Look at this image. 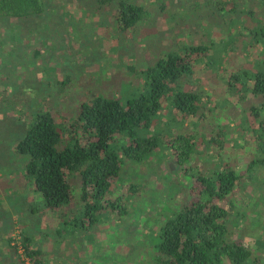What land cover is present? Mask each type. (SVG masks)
<instances>
[{"label":"trees","instance_id":"1","mask_svg":"<svg viewBox=\"0 0 264 264\" xmlns=\"http://www.w3.org/2000/svg\"><path fill=\"white\" fill-rule=\"evenodd\" d=\"M164 1L79 0L77 4L94 11L113 5L117 9L114 27L135 33L143 32L144 25L150 24L148 19L155 13L167 16L163 22H156L169 23L168 27L159 29L161 32L154 33L159 36V59L153 55L146 60L149 65L143 74L139 73L142 82L137 83L139 87H131L123 96H120L121 89L113 97L90 95L77 104L76 117L69 114L71 106L60 99L48 107L52 111L24 112L23 109L18 111L16 106L12 108L17 105L15 100L13 104L6 101L5 95L11 97L12 90L7 89L6 94H2L0 114L7 113L9 120L23 126L18 130L25 131L13 151L25 158L20 178L36 196L29 211L42 216L51 213L53 224L57 215L61 220L59 225L48 224L56 238L62 237L63 232L71 235L78 230L90 232L102 224L108 212L120 207L126 209L127 202L133 205L131 198L139 193L135 179L138 177L134 175L141 167L145 168V174L151 173V166L154 170L158 168V153L164 158L165 151H169L193 187L188 182L185 196L176 197L177 207L167 209L158 230L148 233L149 239L145 235L147 242L138 257L142 258L140 264H264V258L257 251L246 242L237 241L241 238L244 218L249 219L254 213L258 219L263 215L258 210L264 207V203L256 206L254 200L246 196L248 189H245L254 175H264V0H178L183 1L179 8L190 11L183 18L168 16L172 2ZM246 1L249 5H243ZM159 3L158 10H154ZM47 6L46 0H0V26L5 32L0 44L15 42L16 35L12 38L11 34L16 27L10 28L12 23L29 25L33 32L37 28L36 19L47 14ZM177 10L173 7V14H177ZM238 15L244 30L240 37L229 31L225 33L229 34L227 38L211 40L201 34L199 22L193 21L196 17ZM208 23L203 20L201 27ZM166 32L177 35H172L168 41V37L161 34ZM214 40L229 47L221 52L222 58L231 53L243 58L252 55V64L231 74L227 72L219 80L222 64H210L211 54L219 44ZM38 41L44 40L39 38ZM3 71L4 67L0 76L4 75ZM5 72L8 76L9 72ZM205 76L219 85V90H215L216 101L211 102L205 90L208 87ZM135 82L132 79L130 84ZM228 93L233 101L228 102L221 96ZM219 102L245 108L240 112L242 128L230 130V126L220 123L215 114ZM202 159L210 160L209 165H200ZM156 180L167 179L164 176ZM261 187L264 189L263 185ZM242 191L246 193L239 201L237 194ZM260 191L258 187V193ZM262 198L264 195H258V202ZM263 228L259 227L261 232ZM45 238L49 239L46 235ZM23 239V256L30 262L22 260L24 257L21 259L18 252L22 248L19 246V249L17 243L12 244V238L8 244L0 246V253L7 254L1 264H48L55 246L53 250L43 251L42 247L33 246L29 237ZM47 241L52 244L51 239ZM6 248L15 251L14 259ZM72 249L73 254L79 252L78 259L83 260L80 256L83 248Z\"/></svg>","mask_w":264,"mask_h":264},{"label":"rangeland","instance_id":"2","mask_svg":"<svg viewBox=\"0 0 264 264\" xmlns=\"http://www.w3.org/2000/svg\"><path fill=\"white\" fill-rule=\"evenodd\" d=\"M78 1L46 0L48 12L42 19H36L37 28L33 32H30L29 25L14 23L10 25V28L16 27L14 28L16 31L14 30L11 34L12 38L16 35V40L5 46L0 44V55L3 53L0 60V74L4 67V75L0 76V102H3L1 101L2 94L4 93V96L6 94L4 91L7 89L12 90L9 92L11 97L5 95V99L7 102L11 101L12 104L15 100L17 105L14 104L12 108L16 106L18 111L21 109L24 112L26 110L33 112L35 109L49 111L48 109L52 108L48 107L57 104L60 99L66 105L71 106L69 114L76 117L79 114V110L76 109L78 108L77 104L90 95L106 94L113 97L121 89L120 96H123L131 91V87H139L137 83L142 84L139 80V73L143 74V70L149 65L146 60L152 59L153 55L159 59L161 51L157 46L159 36L154 33L159 29L163 30L169 24L164 22L159 25L156 22H163V19H166L164 17L167 16L155 13V16L148 19L150 24L144 25L143 32L123 31L119 30V27H114V14L117 9L113 5L94 11L89 6L78 7ZM133 1L139 3V0ZM170 1L172 2V11L168 16L176 15L183 18L190 12L183 7H178L183 1ZM159 5L160 3L156 4L153 9L158 10ZM243 5H249L248 1ZM173 7L178 9L177 14H173ZM241 19L240 15L232 18L206 16L196 17L193 21L199 22L202 29L201 34L203 33L206 38L212 40L214 37L216 39L227 38L229 34L225 35V33H229V31L233 36L238 33V37H240V34L244 33ZM203 20L209 23L207 26L201 27ZM39 23H41L40 26ZM217 26L218 28L215 29ZM19 30L21 31L17 33ZM161 34L167 36L166 40L168 41L172 35H177L176 33L171 35L168 32ZM4 35L5 32L0 26V38H3ZM39 38L44 41H38ZM214 41L219 44L218 47H215L216 52L211 54L210 64L211 66L215 63L222 64L220 74H218L219 80L227 72L231 74L234 70H243L252 64V55L243 58V56L231 53L227 57L225 54L222 58L221 54L225 52L224 49L227 48V45H220L219 40ZM232 48L234 47L232 46ZM232 51L235 52V49ZM243 60L245 61L244 65L241 64ZM5 71L9 72L8 76ZM132 79L136 80L134 85L130 84ZM204 80L208 83L205 90L208 96H211V102L216 101L217 98L214 99L217 93L215 90H219V85L210 79L207 80L206 76ZM220 88L224 90L222 86ZM221 96H224L228 102L233 101L230 93ZM71 98L74 101L70 102ZM212 107H214L213 104ZM244 109L243 106L230 105L229 103L223 105L222 102H219L215 108V114L222 125L230 126V130H235L236 127L242 128L240 112ZM14 113L15 111L12 116ZM6 114H0V246L5 242L8 244L13 238L15 241L12 240V244L17 243V247L22 248L18 255L22 256L21 259L24 257L22 260L27 263L30 262L29 258L23 256V237L26 236L31 239L33 246L42 247L43 251L53 250L55 246L54 255L51 253L48 257V264H140L142 258L138 257L141 255V251H144L142 246L147 242L145 240L148 233L158 230L168 213L167 209H175L173 206L177 207L179 203L176 197L183 198L185 196L187 193L186 184L189 182L190 187H193L190 184L191 180L188 181L184 173L182 175L172 153L165 151L166 157L164 158L162 153L160 156L158 153L156 162L159 169L154 170L151 166V173L145 174V168L141 167L142 170L134 175L138 177L135 179L139 185V193L131 198L133 205H129L127 202L124 204H127L126 209L120 207L108 212L104 216L102 224L90 232L78 230L77 234L73 233L74 235L63 232L62 237L56 238L53 235L54 230L48 226L54 220L52 214L42 216L29 211L30 203L36 196L32 193V189L25 187V181L20 178V173L24 171L25 158L13 151L15 144L21 140L25 131L24 129L18 130L23 126L21 124L20 126L16 120H9ZM235 135L237 136L238 133ZM251 148L249 151H252ZM253 149H256L255 144H253ZM209 162L210 160L202 159L199 164L208 166ZM153 172H155L154 176H152ZM164 176L167 179L164 182L156 180V178ZM146 180L154 182L150 184ZM262 185L264 186V175H254L253 180L248 181L245 187L246 190L248 189L247 193L242 191L237 194L239 201L242 198L241 195L246 193L248 194L246 196L254 200L253 203H256V206H263L264 198L260 202L257 199L258 195L260 197L264 195ZM170 186L171 188L168 189ZM258 187L262 190L259 193ZM37 208L40 209V206ZM258 212H263V215L258 219L254 213L249 219L245 220L244 218L241 229L244 232L241 231V238L238 237L237 241L246 242L247 246H251L254 251H257V254L264 258V228L262 232L259 229V227H264V207L262 209L260 207ZM60 221L56 215L52 225L57 226ZM257 221L260 223H256ZM21 233H23V237ZM45 235L49 239H44ZM147 238L149 239V236ZM46 239H51L52 244H48ZM62 239L65 240L61 242ZM258 240H260L259 243L255 244L254 242ZM80 246L83 248L80 253L83 260L78 259L79 252L73 254L72 247H75L76 251H80ZM136 246L138 248L135 249ZM7 252L10 258L16 257L13 249H7ZM111 254L125 257L115 258ZM6 256L5 252L0 253V264L1 261H5ZM12 264H16V262Z\"/></svg>","mask_w":264,"mask_h":264}]
</instances>
